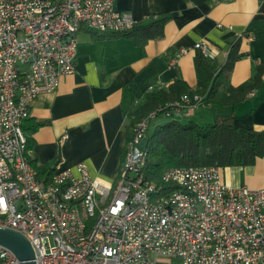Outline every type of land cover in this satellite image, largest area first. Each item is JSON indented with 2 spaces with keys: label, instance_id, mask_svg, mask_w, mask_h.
I'll return each instance as SVG.
<instances>
[{
  "label": "built area",
  "instance_id": "built-area-1",
  "mask_svg": "<svg viewBox=\"0 0 264 264\" xmlns=\"http://www.w3.org/2000/svg\"><path fill=\"white\" fill-rule=\"evenodd\" d=\"M114 2L0 0V227L29 241L35 264H264V187L226 184L217 166L170 167L159 182L142 171L150 121L186 113L200 96L136 121L111 185L83 161L38 178L22 130L30 104L74 72L79 30L133 27ZM194 49L213 56L205 42ZM19 263L0 244V264Z\"/></svg>",
  "mask_w": 264,
  "mask_h": 264
},
{
  "label": "crops",
  "instance_id": "crops-1",
  "mask_svg": "<svg viewBox=\"0 0 264 264\" xmlns=\"http://www.w3.org/2000/svg\"><path fill=\"white\" fill-rule=\"evenodd\" d=\"M135 23L164 19L163 34L142 47L126 38H100L85 29L77 33L74 72L63 76L57 88L30 104L28 119L41 123L32 134L31 157L36 166L59 154L55 169L73 168L83 161L90 176L103 185L116 177L126 141L127 113L144 101L147 92L165 89L181 78L196 84L194 45L205 42L211 60L222 64L229 42L241 37L240 51L229 83L248 81L255 65L264 60V0H115ZM186 53L175 57L179 49ZM252 94L232 108L198 104L184 113L187 120L199 112L211 123L233 114V124L264 129V76ZM203 125V124H201ZM224 183L249 189L264 187V157L252 165L221 169ZM157 264H177L160 259Z\"/></svg>",
  "mask_w": 264,
  "mask_h": 264
},
{
  "label": "trees",
  "instance_id": "trees-1",
  "mask_svg": "<svg viewBox=\"0 0 264 264\" xmlns=\"http://www.w3.org/2000/svg\"><path fill=\"white\" fill-rule=\"evenodd\" d=\"M163 23L164 19L146 24L135 23L129 30L104 33L98 37L131 39L137 46L142 47L148 40L162 36ZM240 44L241 37L229 42L228 52L222 64L196 50V84L191 87L186 81L178 78L165 89L147 92L144 101L127 113L126 141L130 137V127L136 121L159 107L170 109L171 104L182 101L183 97L189 99L188 104L195 103L194 96H200V104L230 108L243 101L249 92L259 87L264 76V60L255 65V72L248 81L232 86L229 83V75L237 60L243 56ZM159 114L162 112L159 111L155 117ZM40 125L41 123L30 119L22 124L23 133L27 138V149L33 148L32 134ZM145 149L147 154L142 171L145 177L159 182L163 171L170 167L217 166L224 169L252 165L256 158L264 157V129L236 127L232 113L203 125L192 120L179 121L173 118L165 123L149 126ZM59 159L57 154L53 160L43 165L36 166L35 158H30V163L35 166L38 178L48 181Z\"/></svg>",
  "mask_w": 264,
  "mask_h": 264
},
{
  "label": "water",
  "instance_id": "water-1",
  "mask_svg": "<svg viewBox=\"0 0 264 264\" xmlns=\"http://www.w3.org/2000/svg\"><path fill=\"white\" fill-rule=\"evenodd\" d=\"M0 244L10 249L18 257L19 264H35L33 248L20 233L0 227Z\"/></svg>",
  "mask_w": 264,
  "mask_h": 264
},
{
  "label": "rangeland",
  "instance_id": "rangeland-1",
  "mask_svg": "<svg viewBox=\"0 0 264 264\" xmlns=\"http://www.w3.org/2000/svg\"><path fill=\"white\" fill-rule=\"evenodd\" d=\"M177 119L179 121H186L187 118L186 116H184V112H180V113H173L171 116H166L164 113L159 114L157 117L153 118L150 121V127H153L156 124H162L165 123L171 119ZM194 120H196V122H198L199 124H204L206 122H208L210 119L208 117L205 116L204 113L199 112L198 114H195L192 117Z\"/></svg>",
  "mask_w": 264,
  "mask_h": 264
}]
</instances>
